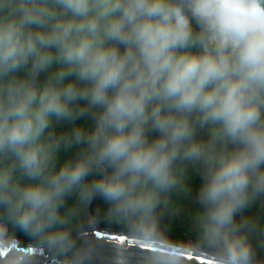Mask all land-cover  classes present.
Here are the masks:
<instances>
[{
    "label": "clouds",
    "instance_id": "9594fccd",
    "mask_svg": "<svg viewBox=\"0 0 264 264\" xmlns=\"http://www.w3.org/2000/svg\"><path fill=\"white\" fill-rule=\"evenodd\" d=\"M94 198L140 264H264V0H0V264H88Z\"/></svg>",
    "mask_w": 264,
    "mask_h": 264
},
{
    "label": "trees",
    "instance_id": "16d2710c",
    "mask_svg": "<svg viewBox=\"0 0 264 264\" xmlns=\"http://www.w3.org/2000/svg\"><path fill=\"white\" fill-rule=\"evenodd\" d=\"M77 123L81 126L90 128L91 121L87 119H81L77 121ZM57 131L65 130L68 126L64 124L55 125ZM66 154L61 153V157L64 158ZM67 155H71L69 152ZM200 177L197 173L189 171L188 184L191 188V194L188 196H181L178 198L180 211L172 216H165L162 220V226L166 229V234L168 238L174 242H186L187 240L194 239V232L192 230L191 223V213L198 207L196 204L195 196L196 192L200 185ZM69 204L72 203V200L69 199ZM107 205L100 198H94L88 207L85 210V218L86 212L89 209L91 216H95L96 220L99 222L101 227H108L115 230H122V226L110 222L104 215V211ZM97 210H99V215H96ZM246 216H259L262 220H264V206L259 204L253 205L250 209L246 210L244 213ZM239 217H237L238 219ZM86 224V223H85ZM16 238L23 244H28L29 237L22 232H16ZM258 255L264 257V252H258Z\"/></svg>",
    "mask_w": 264,
    "mask_h": 264
},
{
    "label": "water",
    "instance_id": "95a60500",
    "mask_svg": "<svg viewBox=\"0 0 264 264\" xmlns=\"http://www.w3.org/2000/svg\"><path fill=\"white\" fill-rule=\"evenodd\" d=\"M91 217L89 209L86 212V218ZM84 238L93 244V253L88 260V264H110V258L113 250V242H127L129 252V264H140L141 250L139 243L124 234L122 230H115L108 227H101L99 222L91 225L85 224L83 228ZM191 240H187L189 242ZM185 242V243H186ZM35 264H52L51 260L43 252L35 258ZM187 264H210V261L204 255L194 256L187 261Z\"/></svg>",
    "mask_w": 264,
    "mask_h": 264
}]
</instances>
